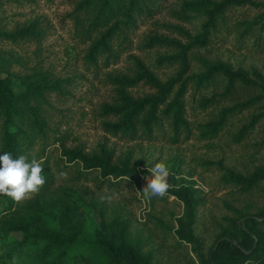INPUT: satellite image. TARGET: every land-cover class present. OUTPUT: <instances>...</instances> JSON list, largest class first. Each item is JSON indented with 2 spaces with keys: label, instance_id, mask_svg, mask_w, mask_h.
Instances as JSON below:
<instances>
[{
  "label": "trees",
  "instance_id": "16d2710c",
  "mask_svg": "<svg viewBox=\"0 0 264 264\" xmlns=\"http://www.w3.org/2000/svg\"><path fill=\"white\" fill-rule=\"evenodd\" d=\"M16 3H34V0H8ZM72 10L64 16L69 35L79 45L86 46L85 61L90 67L109 68L119 62L132 48V36L145 19L157 15L159 0H72ZM250 6L261 9L252 20L239 26L242 36L264 32V4L254 0H182L173 17L186 22L201 20L199 33L192 35L177 25L164 26L178 33L181 39L163 35L148 36L147 49L167 48L174 53L160 56V64L178 65L175 76L163 81L135 55H131V74L106 75L111 88V100L103 102L100 110L101 128L111 137L127 142H167L178 145L192 136L186 118L185 96L190 79V52L207 47L217 28L227 22L230 10ZM45 32L37 21L13 31L0 30V43L15 47L34 44L42 49ZM36 53V51H35ZM26 61L12 51H0V155L10 152L13 158L26 155L42 161L46 183L39 193L22 203L0 196V264H152V252H146L143 243L133 238L127 220L107 222L104 212H98L100 229L92 238L85 237L84 211L76 206L69 191L59 193L58 177L73 176L76 181H88L97 173L98 179L110 186L134 179L136 169L130 166V156L118 160L114 151L100 146L96 152L81 147H68V135L51 126L49 94H65L63 80L53 78L36 67H26ZM205 63V61H204ZM14 65L28 69V74L14 78ZM206 71L194 78L200 88L219 74L227 80L226 91L236 84L252 88L256 93L250 99L221 111L218 121L204 132L217 135L230 113L258 105L248 122L235 135L242 142L264 119V72L252 67L233 70L229 64L206 62ZM143 87L150 92L136 96L133 90ZM215 97L205 101L210 104ZM264 146V139L257 146ZM58 146L60 157L55 159L50 149ZM224 181L243 193L264 192V167L249 174L229 172ZM187 191H171L185 203V213L178 218L174 237L178 246L192 245L198 264H264V212L256 216L243 215L231 219L209 254L202 252L196 235L197 201ZM48 216L59 218L60 229L49 226ZM195 264V263H194Z\"/></svg>",
  "mask_w": 264,
  "mask_h": 264
},
{
  "label": "rangeland",
  "instance_id": "374dc122",
  "mask_svg": "<svg viewBox=\"0 0 264 264\" xmlns=\"http://www.w3.org/2000/svg\"><path fill=\"white\" fill-rule=\"evenodd\" d=\"M181 1L159 0L157 15L142 21L132 36L131 51L109 68L102 66L96 69L85 61L86 46L77 44L69 35V25L64 16L72 10V0H34V3L0 0V30L13 31L37 21L45 32L39 51L34 44L15 47L2 41L0 51L16 52L27 62L26 67H36L53 78L63 80L66 93L48 96L53 107L49 110L52 128L67 133L68 147L78 146L92 153L103 145L114 151L118 160L130 156V166L136 169L135 178L127 179L119 186H110L94 173L88 181L79 182L71 175H60L56 188H60L59 193L69 191L76 206L85 212L82 220L85 237L92 238L94 230L101 228L98 212H104L107 222L117 218L127 220L133 238L143 243L146 252H152V264H198L192 245L178 246L174 237L178 228L176 220L183 217L186 207L171 191L190 189L189 196L197 201L196 235L206 255L221 232L230 227L231 219L239 217L238 212L254 216L264 212V192L243 193L224 181L231 171L249 174L264 167V146H257L264 139V119L242 142H236L234 138L258 105L230 113L217 135L208 133L206 136L204 133L218 121L223 109L250 99L255 90L236 84L223 96L227 80L222 74L214 76L200 88L194 85V78L206 71V62L229 64L233 70L241 68L248 71L255 67L264 72V32L242 36L239 26L256 17L261 9L245 6L230 10L227 22L213 32L209 45L190 52V70L186 75L190 81L185 96L186 118L192 129L189 140L178 145L164 141L127 142L105 134L101 128V105L110 101L112 96L111 88L106 85V75L131 74V55L140 58L163 81L179 71L178 65L158 62L160 56L173 51L163 47L147 49L144 43L146 37L156 35L186 41L175 31L164 27L167 25H179L192 35L199 33L200 19L183 22L173 17ZM254 1L264 4V0ZM12 72L14 78H19L29 70L14 65ZM149 92L143 87L133 90L136 96ZM213 97L215 99L210 104L204 105ZM57 147L50 149L55 159L61 154ZM159 162L169 167L168 195L146 199L142 189L146 185L145 178H151L147 169ZM101 197L106 198L102 200ZM48 223L52 229H60L57 216H48Z\"/></svg>",
  "mask_w": 264,
  "mask_h": 264
},
{
  "label": "clouds",
  "instance_id": "9594fccd",
  "mask_svg": "<svg viewBox=\"0 0 264 264\" xmlns=\"http://www.w3.org/2000/svg\"><path fill=\"white\" fill-rule=\"evenodd\" d=\"M151 178L146 179L142 195L146 199L164 198L170 185L167 178L169 167L164 162L155 163L150 169ZM42 161L29 159L26 155L13 158L10 152L0 155V196H6L19 204L39 193L46 183ZM61 175H64L63 173ZM106 197H101L105 199Z\"/></svg>",
  "mask_w": 264,
  "mask_h": 264
}]
</instances>
